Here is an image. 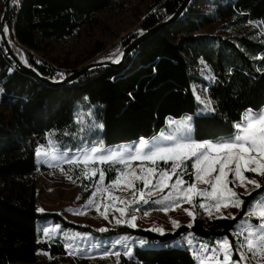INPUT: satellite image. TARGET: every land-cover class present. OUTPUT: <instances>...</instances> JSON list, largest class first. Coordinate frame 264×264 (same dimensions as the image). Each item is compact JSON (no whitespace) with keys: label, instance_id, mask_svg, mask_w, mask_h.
<instances>
[{"label":"trees","instance_id":"obj_1","mask_svg":"<svg viewBox=\"0 0 264 264\" xmlns=\"http://www.w3.org/2000/svg\"><path fill=\"white\" fill-rule=\"evenodd\" d=\"M18 1L19 7L10 6L7 22L12 51L42 78L54 82L71 73L35 53L78 36L84 27L99 22L98 15L123 6L121 0ZM183 2L152 0L138 29L121 38L115 48L123 52L143 33L174 16ZM249 24H264V0H192L173 23L144 40L118 66L92 69L66 85L45 84L25 73L10 59L0 36V264H36L42 253L56 264H72L65 259L61 243L40 240L38 220L93 236L147 241L132 249V257L121 255L116 264H197L189 249L170 245L189 233L209 244L227 238L234 248L232 231L247 207L238 209L236 219L196 217L192 227L181 226L163 235L126 225L99 232L54 213H40L35 149L50 139L59 151H76L82 119L90 131L85 134L87 143L100 141L104 147L150 140L167 119L187 115L192 116L195 141L232 136L247 109L264 108V40L250 41L249 33L224 39L199 31L218 25L220 30L235 32ZM199 61L210 68L211 84L197 77ZM194 84L207 90L214 112L199 113ZM185 179L193 181L190 167ZM259 181L262 187L252 195L241 194L246 206L264 192V178Z\"/></svg>","mask_w":264,"mask_h":264},{"label":"snow or ice","instance_id":"obj_2","mask_svg":"<svg viewBox=\"0 0 264 264\" xmlns=\"http://www.w3.org/2000/svg\"><path fill=\"white\" fill-rule=\"evenodd\" d=\"M190 2V0H189ZM7 32V28L4 29ZM123 53L117 50L112 54V62L120 63ZM259 58V57H258ZM27 63V61H25ZM62 75V74H61ZM214 79V78H212ZM205 91H207L205 89ZM87 99V98H85ZM197 102L203 106L202 110L214 112L213 102L211 99L202 95L196 96ZM191 117H187L183 121L169 120L168 125L180 124L183 126L185 133L191 132ZM97 127L103 129V124ZM236 133L226 139L218 142L203 141L198 142L191 139L190 135L176 136L174 134H165L161 132L159 140H147L141 138L138 143L129 146H120L115 149L104 147L103 143L98 141L87 149H78L69 155L67 152L58 151L53 148L52 141L49 140L48 148L38 145L35 149V155L41 163H47L50 166L59 165L66 162L69 165H83L81 174L85 179H91L99 172V181L96 182V190L92 193V197H96L98 193L107 194L106 198L112 201L111 205L103 206L101 215L107 219L108 211L111 207L114 211L120 213V217H128L131 212L139 211L135 207L139 204H148L150 198L156 191L164 192L165 189H171L168 194L164 195L160 200L153 201L156 204H164L161 209L165 213L169 210L175 211L182 207L181 201L188 203L193 207L205 211L209 217L213 213H221L222 209L234 207L241 209L247 207V211L242 218L239 227L236 230V236L239 243L233 248V244L227 239H223L209 246L202 242H196L191 233L186 238V245L193 253V259L197 264H264V200L254 198L253 202L245 201L241 198V194L235 191L236 186L245 189V194L252 195L248 189V185L255 189L262 187V182L255 178L245 176L246 172H251L257 176L264 178V109L253 111L247 109L243 114L241 122L235 125ZM147 162L150 166L140 167L138 170L132 166V162ZM169 164L168 168L157 167L158 162ZM187 161H192L188 165ZM89 165H121L122 167L115 169L116 177L105 185L106 168H89ZM191 167L194 173L193 182L188 183L183 179V174ZM63 171V169H61ZM215 173V175H213ZM176 176L173 183H169L172 177ZM229 176L232 179H229ZM69 179H72L69 176ZM141 181L142 187L137 189L136 182ZM197 183L207 184L208 189H199ZM231 185V186H230ZM128 190L132 199H121L119 196L113 195L111 189ZM87 190V189H85ZM258 196H264V192L258 193ZM196 198H200L198 205L194 202ZM170 203H165L169 202ZM95 203L90 198L85 205L89 207ZM122 204L124 207H116V204ZM100 211V207L96 208ZM43 212V209H38ZM187 215L194 221L195 213L185 209ZM83 214V213H78ZM144 215H148L147 212ZM217 218H228L221 213ZM232 219H236L233 215ZM137 217L131 215L130 219L117 218V224L127 222L131 227H136ZM255 220V223L251 221ZM173 228H179L180 224L176 220L171 221ZM189 228L192 224L187 225ZM107 229H100L106 231ZM44 237L52 239L54 232L51 228L45 226L41 229ZM148 231H156L161 235L164 229L153 228ZM68 237V234H64ZM75 239V238H72ZM122 245L126 250L124 255L133 256L131 238L124 237L123 240L114 242ZM137 243L141 246L147 241L139 240ZM177 246H183L177 242ZM65 250L69 255L79 254L83 249L79 245L71 243L65 244ZM239 256L238 260H233V253ZM115 256H121L120 251H116ZM112 255L106 251L101 258ZM222 257V259H220Z\"/></svg>","mask_w":264,"mask_h":264},{"label":"rangeland","instance_id":"obj_3","mask_svg":"<svg viewBox=\"0 0 264 264\" xmlns=\"http://www.w3.org/2000/svg\"><path fill=\"white\" fill-rule=\"evenodd\" d=\"M18 1V0H17ZM123 6L116 10L106 11L100 15H98L99 22L93 26H86L84 27L76 37L69 38L60 44L51 43L48 46H43V48L36 52L35 54L39 57L42 61H46L53 65L55 68L60 69L66 73H73L76 70H79L91 63H102V62H112V54L117 51L115 48L116 45L119 43L121 38L126 36L129 33L136 31L139 27L140 22L144 19L147 15L148 5L152 3V0H121ZM5 2V1H4ZM4 2L2 3L0 0V18L2 17L4 11ZM11 2H13L11 0ZM207 12L210 11L209 8H205ZM218 25L208 26L203 28L199 31L200 34H207V35H217L224 39L229 38L230 36H242L246 33H249L248 39L250 41H261L264 40V24H249L242 29L236 30L235 32H227L220 30ZM7 28L6 25L4 29ZM100 51L96 52V49H100ZM94 53V55H93ZM102 60V61H101ZM106 60V61H103ZM195 71H197V77L204 81L206 84H211L213 82L212 72L209 67L206 66L202 61H199L198 67H196ZM193 92L195 96L202 95L205 98L207 97L206 91L202 89L201 85L194 84L193 85ZM200 111L201 114H207L208 112L203 109V106L200 104ZM264 109V108H262ZM260 111V110H259ZM0 114L2 111L0 110ZM189 115L183 116L180 119H171L175 121H183ZM192 118V116H190ZM243 119V117H242ZM166 120V124L164 128L152 139H157V142H162L159 140L161 132L165 134H174L176 136L182 135H190L191 139H193V125L191 119V132L185 133L183 126L180 124L173 125L171 128L168 125V121ZM242 121V120H241ZM86 133H90V131L86 128L84 124V120L80 121V132L79 136L81 138L80 145L78 149H87L93 143H87V137L85 136ZM236 133V132H235ZM234 133V134H235ZM233 134V135H234ZM232 135V136H233ZM232 136L222 138L220 140H226ZM150 139V140H152ZM50 139L47 140V143L44 144L45 148H48V142ZM218 140V141H220ZM52 141V140H51ZM139 141V140H138ZM138 141H134L131 143L120 144L115 146H110L106 148L115 149L120 146H129L138 143ZM214 141V142H218ZM53 148L58 150L54 143H52ZM76 150V151H77ZM59 151V150H58ZM76 151H69L65 150L63 152H67L69 155ZM36 157V156H35ZM169 164H164L162 161L158 162L157 167L159 168H168L170 167ZM189 165H191L192 161H187ZM36 164L38 166V172L36 177V189H37V196H36V207L38 209H43V212L40 213H54L61 216L64 220L80 225V226H88L93 229H96L99 232L100 229H107L112 230L118 225H126L130 226L127 222L117 224L115 220L117 218L124 219L127 221L130 219L131 215H135L137 217L135 223V228L140 229H153V228H162L164 229V233H171L175 231L177 228H173L171 223L172 220H176L179 222L181 226H187L189 223L192 224L193 220L189 217L185 211V209L191 210L195 213L196 217L203 218L204 220H211L213 218H217L218 216L223 214V216L231 218V216H235L238 209L234 207H229L227 209H222L221 213H213L212 217L199 209V207H193L188 203H182V207L177 208L175 211L169 210L167 213L162 211L161 209L165 206L164 204H156L153 201L160 200L164 195L168 194L171 189H165L164 192L156 191L155 194L150 198V202L148 204H139L135 207L139 208V211L131 212L128 217H120V213L114 211L111 207L108 211V218L105 219L101 212L103 211V206L111 205L112 201L107 199V194L98 193L96 197H92V193L96 190V182L99 181V172L95 177L91 179H85L81 174V170L83 169V165L74 166L69 165L66 162L60 163L59 165L50 166L47 163H41L36 157ZM132 166L137 170L140 167H148L150 166L147 162L141 161H134L132 162ZM106 168L107 171L105 173V180L102 182L103 184L107 185L111 180H113L117 172L115 169L122 167L121 165H89V168ZM63 169V171L61 170ZM190 172L192 175V179L194 178L193 170L190 167ZM115 175L113 176V174ZM249 173V175H246ZM245 176L248 178H255L259 181V176L254 173L246 172ZM187 171L183 174V179H185V175ZM215 175V173L213 174ZM69 176L72 179H69ZM231 180L232 177L229 176ZM176 180V176L172 177V180L169 183H173ZM188 182V181H187ZM193 182V181H192ZM231 186V185H230ZM137 189L142 187V182H136ZM197 187L199 189H208L207 184L197 183ZM87 189V190H85ZM248 189L253 191L255 188L253 186L248 185ZM235 191L240 194H245V189L239 186H236ZM113 195L119 196L121 199L131 200L132 196L130 191L128 190H117L115 188L111 189ZM92 198L94 199L95 203L89 207H85L88 200ZM260 199L264 200V196H261ZM197 205L200 201V198H196L194 201ZM165 203H170L165 202ZM100 207V211H97L96 208ZM116 207H124V205L117 203ZM158 207V208H157ZM147 212L148 215H144ZM83 213V214H78ZM242 219L237 223L232 231V237L234 239V249L239 243L238 238L236 236V230L239 227ZM255 223V220L251 221ZM37 231L39 234V238L41 241L45 243H61L65 248L66 243H71L73 245H79L83 251L79 254H72L69 255L68 251H66V260L71 262L72 264H116L118 258L115 256L116 251H120L122 256L124 255L125 248L122 245H117L114 242L117 240H123L126 236H112V237H105V236H93L89 233L80 232L76 230H68L62 228L60 225L55 224L51 220H38L37 221ZM49 227L54 232V237L49 239L44 237L41 229L43 227ZM133 228V227H131ZM106 230V231H107ZM156 232V231H155ZM65 233L68 234V237H65ZM159 233V232H157ZM193 236V235H192ZM128 237V236H127ZM188 234L182 235L179 239L170 243L171 246L174 247H185L189 249L186 245V238ZM196 242H202L204 244H208L210 247L214 246V244L218 241H221L225 238H217L213 244H209L203 240H200L193 236ZM75 238V239H72ZM131 238V246L132 249L136 246L143 247L137 243L135 238ZM177 242H180L183 246H177ZM190 250V249H189ZM108 251L111 252L112 255L101 258L103 254ZM191 251V250H190ZM192 252V251H191ZM193 254V253H192ZM127 257V256H125ZM222 259V257H220ZM239 256L233 253V260H238ZM65 260V263L67 262ZM197 263V261H196ZM36 264H56L54 263L53 259L50 258L46 254H40L39 262Z\"/></svg>","mask_w":264,"mask_h":264},{"label":"water","instance_id":"obj_4","mask_svg":"<svg viewBox=\"0 0 264 264\" xmlns=\"http://www.w3.org/2000/svg\"><path fill=\"white\" fill-rule=\"evenodd\" d=\"M192 0H190L191 2ZM189 0H184V2L182 3V5L179 7V9L177 10L176 14L174 16H172L169 20L160 23L158 25H156L154 28L146 31L145 33H143L140 37H138L137 39H135L128 47H126L123 50V57L120 61V63L123 61L124 57L134 51L144 40L150 38L154 33H156L159 29L173 23L184 11L185 7L190 3ZM10 6H11V0H5L4 2V11L1 17V21H0V36H1V40L3 42L4 48L7 52V54L9 55L10 59L14 62V64L19 67L20 69H22L25 73H27L28 75L38 79L39 81L45 83V84H49V85H66L69 84L75 80H77L79 77L83 76L84 74H86L87 72H89L92 69L98 68V67H104V66H118L120 63H111V62H102V63H91L79 70L74 71L73 73H71L69 76H67L66 78L60 80V81H50L47 79H44L40 76L39 73H37V71H35L34 69H32L31 67L27 66L23 61H21L20 59H18L16 57V55L14 54V52L12 51L11 45L9 43V39H10V33H9V28L7 27L8 25V15H9V11H10ZM6 25L7 27V32L4 31V26Z\"/></svg>","mask_w":264,"mask_h":264},{"label":"built area","instance_id":"obj_5","mask_svg":"<svg viewBox=\"0 0 264 264\" xmlns=\"http://www.w3.org/2000/svg\"><path fill=\"white\" fill-rule=\"evenodd\" d=\"M5 0H1V2L3 3ZM13 2H11V6H17L19 7V1L17 0H12Z\"/></svg>","mask_w":264,"mask_h":264},{"label":"crops","instance_id":"obj_6","mask_svg":"<svg viewBox=\"0 0 264 264\" xmlns=\"http://www.w3.org/2000/svg\"><path fill=\"white\" fill-rule=\"evenodd\" d=\"M260 199V198H259Z\"/></svg>","mask_w":264,"mask_h":264}]
</instances>
